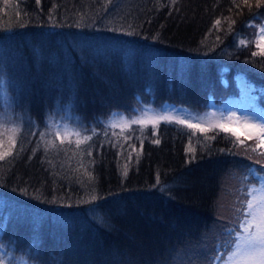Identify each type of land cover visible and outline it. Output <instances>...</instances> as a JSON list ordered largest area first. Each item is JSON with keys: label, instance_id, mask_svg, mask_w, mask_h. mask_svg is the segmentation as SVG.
<instances>
[{"label": "trees", "instance_id": "16d2710c", "mask_svg": "<svg viewBox=\"0 0 264 264\" xmlns=\"http://www.w3.org/2000/svg\"><path fill=\"white\" fill-rule=\"evenodd\" d=\"M257 4L0 0V117L11 121L0 123V244L17 264L217 255L241 204L247 211L250 170L264 168L262 141L112 120L146 102L206 108L239 93V77L264 105ZM63 125L81 136H61Z\"/></svg>", "mask_w": 264, "mask_h": 264}, {"label": "rangeland", "instance_id": "374dc122", "mask_svg": "<svg viewBox=\"0 0 264 264\" xmlns=\"http://www.w3.org/2000/svg\"><path fill=\"white\" fill-rule=\"evenodd\" d=\"M264 29L263 24L259 27L256 38L260 45H264V40L261 36ZM239 83L242 90L235 93L231 97H227L222 102L211 100L206 105V108H195L185 105H176L172 103L156 104L153 102H146L137 104L133 113L122 114L112 120V124L119 126H127L133 123L140 124H154L158 122H177L178 120H187L188 123L199 125V127H219L223 125L227 129L235 130L238 134L237 139L244 137H257L260 139L258 128L264 126V105L260 100V95L257 94L252 87L246 85V80L239 77ZM160 117H171V121L161 119ZM60 135L65 138L80 137V131L70 125L58 128ZM262 141V140H261ZM264 145V141H262ZM258 179L264 177V168L261 171L256 169L254 174ZM249 200L254 204L259 203L264 199V180L260 179L258 184H249ZM0 252H4V248H0ZM222 264H242L239 258H229Z\"/></svg>", "mask_w": 264, "mask_h": 264}, {"label": "snow or ice", "instance_id": "6c2138e0", "mask_svg": "<svg viewBox=\"0 0 264 264\" xmlns=\"http://www.w3.org/2000/svg\"><path fill=\"white\" fill-rule=\"evenodd\" d=\"M264 0H258L257 6ZM219 23V21H217ZM264 33V29L261 30ZM129 35L133 33H128ZM261 40H264V35L261 36ZM264 50V49H262ZM255 55V54H254ZM161 119H166L171 121V117H160ZM11 122L3 117H0V123ZM180 124H187L189 128H196L199 125L188 123L187 120H178ZM223 128V125H219ZM227 131V129H225ZM201 131H206V129H201ZM258 133L260 139L264 141V126L258 128ZM252 139L251 136L248 137ZM159 143V141H156ZM243 143V141H241ZM264 146V145H262ZM7 155V153H5ZM2 158V157H0ZM260 163V161H257ZM256 170L251 169L250 174H255ZM126 175V173H125ZM264 180V177L260 178ZM27 194V190H23ZM95 196L92 197L94 201ZM88 203L89 201H82ZM244 206L241 204L240 212L235 221L232 222L231 227H226V229L221 234L220 246L216 249L217 252L222 254L219 256H214L211 259L217 261L223 260L225 255L229 258H239L242 264H264V199L259 203L254 204L253 201L249 200L247 203V211L243 210ZM103 223V221H100ZM9 243L15 245V241L10 240ZM4 244H0V248H5ZM39 247L36 240H32L29 245V251H33ZM17 257L15 253L9 254V251L0 252V264H17ZM23 264H31L29 261H24L23 256L19 258Z\"/></svg>", "mask_w": 264, "mask_h": 264}]
</instances>
